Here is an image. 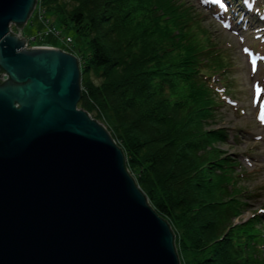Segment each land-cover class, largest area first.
<instances>
[{"label": "trees", "instance_id": "16d2710c", "mask_svg": "<svg viewBox=\"0 0 264 264\" xmlns=\"http://www.w3.org/2000/svg\"><path fill=\"white\" fill-rule=\"evenodd\" d=\"M33 9L87 45L70 50L80 69L77 105L122 147L173 230L179 264H264L254 221H234L246 201L236 161L219 146L227 132L210 125L220 102L213 76L230 61L201 13L182 0H36Z\"/></svg>", "mask_w": 264, "mask_h": 264}, {"label": "water", "instance_id": "95a60500", "mask_svg": "<svg viewBox=\"0 0 264 264\" xmlns=\"http://www.w3.org/2000/svg\"><path fill=\"white\" fill-rule=\"evenodd\" d=\"M35 3L0 0V264H179L122 147L77 105V56L24 45Z\"/></svg>", "mask_w": 264, "mask_h": 264}, {"label": "rangeland", "instance_id": "374dc122", "mask_svg": "<svg viewBox=\"0 0 264 264\" xmlns=\"http://www.w3.org/2000/svg\"><path fill=\"white\" fill-rule=\"evenodd\" d=\"M182 1L201 13V23L212 31L217 46L230 61L226 72L213 76L219 87L214 96L220 102L210 125L225 128L227 138L219 146L236 161V187L246 206L234 221H254L261 232L258 243L264 258V11L255 10L261 0H245L246 8L243 0H228L229 7L219 10L207 0ZM42 23L33 9L21 27L22 35L31 38L38 29L43 30ZM10 29L17 32L14 23ZM63 34H69L72 43L65 44L59 35L46 33L36 36L29 45L41 43L87 51L74 30L62 29Z\"/></svg>", "mask_w": 264, "mask_h": 264}, {"label": "built area", "instance_id": "2783aa9c", "mask_svg": "<svg viewBox=\"0 0 264 264\" xmlns=\"http://www.w3.org/2000/svg\"><path fill=\"white\" fill-rule=\"evenodd\" d=\"M39 15L41 16V19L43 22L42 24H44L43 30H38L35 34H33V36L31 35V38L29 36H27L28 39L25 37V40H24L25 46L27 47L30 46L29 42L35 39L36 36L43 37V35L46 33H52L54 35H59L65 44H68L71 42L70 35H66V34L62 35L60 29L57 28L54 24L50 23L49 20L43 14H39ZM32 45H44V44L37 43V44H32Z\"/></svg>", "mask_w": 264, "mask_h": 264}, {"label": "flooded vegetation", "instance_id": "af4514ba", "mask_svg": "<svg viewBox=\"0 0 264 264\" xmlns=\"http://www.w3.org/2000/svg\"><path fill=\"white\" fill-rule=\"evenodd\" d=\"M2 77H5V75L3 74Z\"/></svg>", "mask_w": 264, "mask_h": 264}, {"label": "snow or ice", "instance_id": "6c2138e0", "mask_svg": "<svg viewBox=\"0 0 264 264\" xmlns=\"http://www.w3.org/2000/svg\"><path fill=\"white\" fill-rule=\"evenodd\" d=\"M254 63V62H253Z\"/></svg>", "mask_w": 264, "mask_h": 264}]
</instances>
